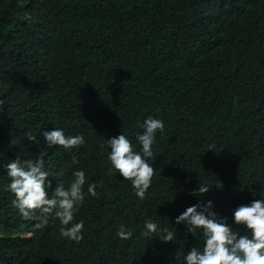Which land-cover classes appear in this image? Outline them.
Wrapping results in <instances>:
<instances>
[{"label": "trees", "instance_id": "trees-1", "mask_svg": "<svg viewBox=\"0 0 264 264\" xmlns=\"http://www.w3.org/2000/svg\"><path fill=\"white\" fill-rule=\"evenodd\" d=\"M148 116L165 127L141 201L107 174L110 148L100 145L124 134L139 152ZM56 128L85 145L50 146L42 133ZM17 158H43L50 195L76 170L102 182L76 214L80 243L61 236L59 220L35 230L13 206L5 166ZM200 183L209 191L192 195ZM262 192L264 0H0V264H186L175 256L202 250L204 238L177 216L211 200L250 235L233 213ZM149 219L176 239L143 236ZM121 224L131 239L117 236Z\"/></svg>", "mask_w": 264, "mask_h": 264}, {"label": "clouds", "instance_id": "clouds-1", "mask_svg": "<svg viewBox=\"0 0 264 264\" xmlns=\"http://www.w3.org/2000/svg\"><path fill=\"white\" fill-rule=\"evenodd\" d=\"M25 18L31 20L27 13ZM139 126L143 129L142 133L136 134V140L142 146L139 152L124 134L105 140L100 148L102 151L105 146L110 148L108 160L111 167L107 174L116 175L118 172L124 180L131 182L136 197L143 201L147 199L146 192L157 174V170L148 161L155 157L153 145L157 133L162 134L165 126L162 120L152 116H148ZM42 134L50 146L58 145L65 150L71 151L85 145L83 134L66 136L60 128L44 131ZM25 135L31 140L36 139L30 133ZM77 163L79 161L73 156L72 164ZM44 166L43 158L35 162L24 160L23 163L17 158L5 166L11 181L6 190L15 196L12 204L24 220L35 221V230L44 229L50 222L59 220L61 236L80 243L83 239L84 222H75L76 214L84 205L86 196H98L96 189L102 186V182L100 185L95 182L88 183L85 172L76 170L73 172L74 179L67 186L63 181H58L50 195L52 184L47 181L49 173L44 170ZM86 183L87 192L84 191ZM210 187L211 185L200 183L192 195L207 193ZM261 195L264 196V192ZM233 219L235 224L245 226L250 235H238L233 231L227 224V218H219L213 211L211 200L206 204L198 203L188 207L176 217L175 223H183L194 236L202 235L203 249L193 247L186 255L177 254L175 259H182L186 264H264V199H255L249 205H240L235 209ZM144 228L142 235L149 239L156 236L163 242L176 239L175 229H161L150 219L145 221ZM117 236L122 240H129L133 232L121 224Z\"/></svg>", "mask_w": 264, "mask_h": 264}]
</instances>
